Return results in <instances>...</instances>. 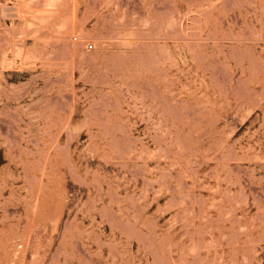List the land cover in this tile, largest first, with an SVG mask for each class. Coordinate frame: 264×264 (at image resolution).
Returning <instances> with one entry per match:
<instances>
[{
    "label": "rangeland",
    "instance_id": "rangeland-1",
    "mask_svg": "<svg viewBox=\"0 0 264 264\" xmlns=\"http://www.w3.org/2000/svg\"><path fill=\"white\" fill-rule=\"evenodd\" d=\"M0 264H264V0H0Z\"/></svg>",
    "mask_w": 264,
    "mask_h": 264
},
{
    "label": "built area",
    "instance_id": "built-area-1",
    "mask_svg": "<svg viewBox=\"0 0 264 264\" xmlns=\"http://www.w3.org/2000/svg\"><path fill=\"white\" fill-rule=\"evenodd\" d=\"M89 48L91 49V46H89Z\"/></svg>",
    "mask_w": 264,
    "mask_h": 264
},
{
    "label": "bare ground",
    "instance_id": "bare-ground-1",
    "mask_svg": "<svg viewBox=\"0 0 264 264\" xmlns=\"http://www.w3.org/2000/svg\"><path fill=\"white\" fill-rule=\"evenodd\" d=\"M6 211V210H5Z\"/></svg>",
    "mask_w": 264,
    "mask_h": 264
}]
</instances>
